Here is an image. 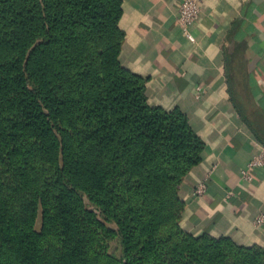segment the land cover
I'll return each mask as SVG.
<instances>
[{"label":"trees","instance_id":"obj_1","mask_svg":"<svg viewBox=\"0 0 264 264\" xmlns=\"http://www.w3.org/2000/svg\"><path fill=\"white\" fill-rule=\"evenodd\" d=\"M121 1L0 0V264H264L258 245L181 227L179 186L205 144L121 64ZM226 60L264 146L247 59Z\"/></svg>","mask_w":264,"mask_h":264},{"label":"crops","instance_id":"obj_2","mask_svg":"<svg viewBox=\"0 0 264 264\" xmlns=\"http://www.w3.org/2000/svg\"><path fill=\"white\" fill-rule=\"evenodd\" d=\"M179 1L122 0L119 60L147 79L150 105L178 107L205 144L179 186L181 227L264 249V221L257 222L264 217V166L245 178L262 144L231 102L226 80V57L242 52L253 78L247 87L257 89L244 101L264 108V0H203L192 39L177 21Z\"/></svg>","mask_w":264,"mask_h":264},{"label":"built area","instance_id":"obj_3","mask_svg":"<svg viewBox=\"0 0 264 264\" xmlns=\"http://www.w3.org/2000/svg\"><path fill=\"white\" fill-rule=\"evenodd\" d=\"M203 0H180L177 4L178 17L177 21L182 27L185 36L192 39L191 26L198 18ZM257 166H264V146H261L260 151L253 156L247 165L245 178H250L249 171ZM203 190V185L197 187V192ZM264 217L260 216L257 219L258 223H263Z\"/></svg>","mask_w":264,"mask_h":264},{"label":"rangeland","instance_id":"obj_4","mask_svg":"<svg viewBox=\"0 0 264 264\" xmlns=\"http://www.w3.org/2000/svg\"><path fill=\"white\" fill-rule=\"evenodd\" d=\"M109 251L116 256H120V248L116 240L109 243Z\"/></svg>","mask_w":264,"mask_h":264}]
</instances>
